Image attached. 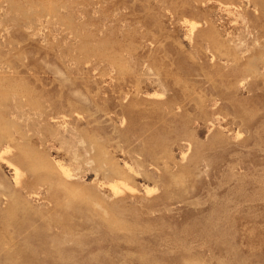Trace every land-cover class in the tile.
<instances>
[{"label": "rangeland", "instance_id": "374dc122", "mask_svg": "<svg viewBox=\"0 0 264 264\" xmlns=\"http://www.w3.org/2000/svg\"><path fill=\"white\" fill-rule=\"evenodd\" d=\"M0 264H264V0H0Z\"/></svg>", "mask_w": 264, "mask_h": 264}]
</instances>
